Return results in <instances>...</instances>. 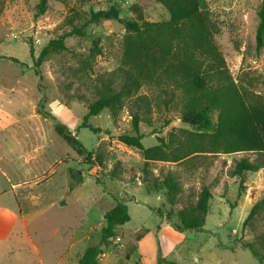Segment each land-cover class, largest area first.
Returning <instances> with one entry per match:
<instances>
[{
	"label": "rangeland",
	"instance_id": "1",
	"mask_svg": "<svg viewBox=\"0 0 264 264\" xmlns=\"http://www.w3.org/2000/svg\"><path fill=\"white\" fill-rule=\"evenodd\" d=\"M39 2L0 0V128H7L0 132V162L4 160L0 190L11 181V185L33 181L21 184L17 193L39 250L37 254L26 236L11 238L0 242V264H39L40 258L55 264L66 247L67 264H80L85 250L101 242L104 214L117 201L127 204L131 220L116 228L117 236L109 240L108 247L102 245L99 264H144L136 251L146 229L156 230L162 220L173 228L181 225L180 213L197 203L204 186L212 193L204 228L164 232L165 247L158 243V251L160 247L162 257L166 256L164 264H264L245 247L253 244L258 253H264V211L244 226L253 205L264 197V167L255 173L246 172L243 178L230 175L237 161L254 160L256 154H200L180 164L150 162L146 174L141 152L118 140L120 135L132 134L130 106L136 97L116 115L104 110L90 118L92 126L109 130V134L78 130L88 104L97 99V78L116 72L119 85L117 70L127 33L118 21L92 24L85 36L66 39L68 50L50 57L36 75L30 43L37 58L50 40L71 30L65 19L74 12L80 14L77 25L89 10L111 5L121 9L122 18L133 19L130 7L139 4L149 22L167 21L169 14L160 0H48L47 11L36 17ZM199 3L209 15L215 43L238 87L249 99L260 97L264 101V46L258 49L256 42L263 0ZM96 39L100 40L102 54L91 69L78 73L80 60L88 57ZM3 57L16 58L26 65ZM155 90L143 88L138 95L154 98ZM37 109L50 112L55 122L76 134L90 158L75 152L56 134L55 122L43 118ZM151 116L152 125H140L145 148L157 145L159 137L169 142L174 134L180 136L181 130L197 131L174 110L153 106ZM213 119L216 123L217 114ZM69 169L81 174L84 182L75 184ZM166 176L174 177L180 186L174 204L169 202L164 186L157 191L152 184L143 183L146 177L162 183ZM97 179L102 185L96 183ZM153 208H160L163 217ZM168 213L171 220L166 218ZM52 230L58 235L53 236Z\"/></svg>",
	"mask_w": 264,
	"mask_h": 264
},
{
	"label": "trees",
	"instance_id": "2",
	"mask_svg": "<svg viewBox=\"0 0 264 264\" xmlns=\"http://www.w3.org/2000/svg\"><path fill=\"white\" fill-rule=\"evenodd\" d=\"M161 5L169 14L167 21L149 22L143 8L133 4L130 12L133 19L121 17V9L111 5L108 9L89 10L84 21L77 25L80 14L74 12L65 19L71 30L48 42L40 55L35 57V50L30 43V54L34 60L36 75L39 68L50 57L67 51L66 39L85 36L86 29L102 21H118L125 29L124 54L116 72L97 78L100 86H96L97 99L88 104V111L83 116L80 129H88L98 134L109 130L94 127L89 123L91 117L110 110L113 115L124 109L127 101L134 97L131 108L132 134H123L118 140L128 147L139 150L145 160L143 171L148 174L150 162L184 163L194 160L200 154H234L240 152L256 154L254 160L243 158L235 163L230 171L232 177L243 178L246 172H258L264 167V101L259 97L249 99L233 79L226 60L214 40V28L199 3V0H160ZM48 8V0H40L37 5L36 17L43 15ZM260 24L257 29V48L264 46V0L259 12ZM102 54L100 40L93 41L88 57L80 60L78 73L87 72L93 67L96 57ZM14 63L25 66L18 59L6 58ZM143 88L156 89V96H139ZM178 112L181 120L195 127L196 132L181 130L166 142L159 137L158 144L145 148L140 125H152V107ZM46 119L54 122L56 118L48 111L37 109ZM217 121L214 122V115ZM56 134L63 139L75 152L88 159L90 153L77 139L70 129L61 122H55ZM75 184L84 182L81 174L69 169ZM114 174H119L114 170ZM96 183L102 185L101 180ZM143 183H150L154 190L164 186L169 192V202L174 204L180 186L172 176H166L163 182L158 179L150 181L147 177ZM106 193V190H103ZM212 193L209 187L201 190L197 203L180 213L181 225H174L180 233L187 230L200 231L204 228L209 213ZM163 217L160 208H153ZM264 211V197L250 210L244 226L257 214ZM171 220V214H166ZM128 206L117 201L115 206L104 214L105 226L101 230V242L88 247L83 253L80 264H99L98 258L103 254L102 245L117 236L116 228L130 222ZM159 229V227H158ZM251 253L264 262V253H258L253 244L245 246ZM158 264L166 263L159 247ZM168 263V262H167Z\"/></svg>",
	"mask_w": 264,
	"mask_h": 264
},
{
	"label": "crops",
	"instance_id": "3",
	"mask_svg": "<svg viewBox=\"0 0 264 264\" xmlns=\"http://www.w3.org/2000/svg\"><path fill=\"white\" fill-rule=\"evenodd\" d=\"M7 131V128H0V132ZM35 150H37L35 148ZM20 157V156H19ZM34 158V156L30 157ZM28 158V159H30ZM1 162H4L2 160ZM0 162V169L2 168V164ZM47 175V174H46ZM45 175V176H46ZM35 181V180H34ZM33 181H26L17 183L15 185H11L12 181L9 182V185L5 190H0V242L9 241L14 237L16 239H20L21 237H28L31 241L32 246L37 254H39V250L36 248L33 239L31 237L29 231V219L27 213H25L21 209V204L19 202L18 197V188H20L23 183H32ZM11 186V187H10ZM2 191V192H1ZM159 229L157 230V228ZM156 228V230L146 229V233L140 237L138 240L137 251L139 253L138 258L142 259L144 264H158V243H161L162 248L165 247L163 244V235L164 232L170 231V229L175 230L170 224L164 222L163 220L160 222V225ZM155 231V232H154ZM176 231V230H175ZM53 236H57L58 232L52 230L50 232ZM73 242V239H72ZM72 242L69 245H73ZM165 249H163V252ZM165 254V252H164ZM166 256L164 255L163 258ZM68 256H67V247L64 250L62 256L57 259L55 264H67ZM39 264H48L47 259H39Z\"/></svg>",
	"mask_w": 264,
	"mask_h": 264
}]
</instances>
